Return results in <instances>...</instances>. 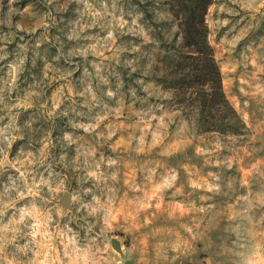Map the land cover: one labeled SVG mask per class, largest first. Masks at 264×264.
<instances>
[{
  "label": "rangeland",
  "instance_id": "1",
  "mask_svg": "<svg viewBox=\"0 0 264 264\" xmlns=\"http://www.w3.org/2000/svg\"><path fill=\"white\" fill-rule=\"evenodd\" d=\"M163 2L0 0V264H264V0L204 16L241 135L136 70Z\"/></svg>",
  "mask_w": 264,
  "mask_h": 264
},
{
  "label": "trees",
  "instance_id": "2",
  "mask_svg": "<svg viewBox=\"0 0 264 264\" xmlns=\"http://www.w3.org/2000/svg\"><path fill=\"white\" fill-rule=\"evenodd\" d=\"M211 1L164 0V6L157 3L155 9L161 19L151 24V42L144 45L152 50L147 52L149 58L139 59L135 67L141 70L149 62L145 78L158 89L160 105L177 113L191 133L241 135L245 124L224 94L207 40L204 16ZM123 80L127 89L126 78Z\"/></svg>",
  "mask_w": 264,
  "mask_h": 264
},
{
  "label": "water",
  "instance_id": "3",
  "mask_svg": "<svg viewBox=\"0 0 264 264\" xmlns=\"http://www.w3.org/2000/svg\"><path fill=\"white\" fill-rule=\"evenodd\" d=\"M69 196L70 193L68 191L63 192V194L61 195L59 203L62 207H68Z\"/></svg>",
  "mask_w": 264,
  "mask_h": 264
}]
</instances>
